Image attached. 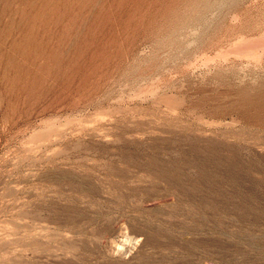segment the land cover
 Here are the masks:
<instances>
[{
    "label": "rangeland",
    "instance_id": "obj_1",
    "mask_svg": "<svg viewBox=\"0 0 264 264\" xmlns=\"http://www.w3.org/2000/svg\"><path fill=\"white\" fill-rule=\"evenodd\" d=\"M0 264H264V0H0Z\"/></svg>",
    "mask_w": 264,
    "mask_h": 264
}]
</instances>
